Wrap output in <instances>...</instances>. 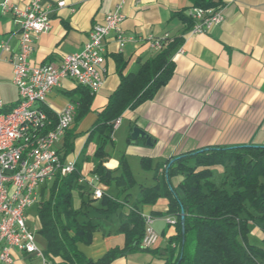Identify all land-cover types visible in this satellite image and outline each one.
<instances>
[{"label": "crops", "instance_id": "obj_1", "mask_svg": "<svg viewBox=\"0 0 264 264\" xmlns=\"http://www.w3.org/2000/svg\"><path fill=\"white\" fill-rule=\"evenodd\" d=\"M14 1L23 3V0ZM61 1L66 2L63 8L58 7ZM120 1L43 0L51 15L52 28L40 35L31 56L32 65H58L65 56L81 52L93 27L103 23ZM221 6L225 8L224 23L206 34L185 32L183 47L173 57L175 73L170 82L159 89L153 100L123 114L121 124L113 134L112 158L106 163L108 169L116 171L119 168L121 155L127 159L126 153L115 151L116 134L125 130V120L128 123V143L135 146L127 153L137 154L140 163L142 158L165 160L213 146H264V0H222ZM192 7L191 0H124L122 29L132 40L120 49L115 34L108 37L104 85L94 96L90 112L79 121L75 119L69 131L75 136L74 150L64 156L66 137L56 145L64 159L76 161L81 176L90 177L95 173L94 154L99 137L95 136L89 145L87 141L99 113L121 83L119 61L124 64V77L137 73L155 55L148 36L181 35L186 27L184 17L189 15ZM18 32L19 27L12 16L0 14V100L5 112L14 110L19 104L18 88L12 82V55L19 50ZM3 45L9 48L8 52L3 51ZM83 88L71 80H64L61 88L49 95L45 108L53 116L70 102L77 103L80 108L86 92ZM135 126L152 136L153 147L147 146L145 139L132 142L130 135ZM212 169L219 175L224 172L221 166ZM181 179L175 177L172 182L177 186ZM112 186H104V192L109 194L107 191ZM113 190L114 193L109 195L116 197L118 189ZM88 191L85 188L84 192ZM77 193L79 201L75 208L79 209L82 198ZM167 211L166 199L142 207L143 216L155 219L153 228L159 240L152 249L158 250L157 254L141 251L112 264H163L165 250L176 235V227L166 222ZM29 219V223L34 221V218ZM38 219L36 242L45 252L47 241L40 234ZM100 225L92 244L79 246L81 252L93 261L111 249L125 245V237L118 232L115 216L103 218ZM39 241L44 242L43 247ZM251 241L256 244L264 242V231L257 225L252 228ZM12 254L14 264H43L39 257L18 249ZM59 262L60 259L55 263L48 260V264Z\"/></svg>", "mask_w": 264, "mask_h": 264}, {"label": "trees", "instance_id": "obj_2", "mask_svg": "<svg viewBox=\"0 0 264 264\" xmlns=\"http://www.w3.org/2000/svg\"><path fill=\"white\" fill-rule=\"evenodd\" d=\"M191 1L193 7L222 5V0ZM184 23L186 27L181 35L167 33L156 38L161 49L152 48L155 55L137 73L124 77V64L119 61L121 83L89 132L87 145L95 136L99 137L94 154L95 174L99 175L103 186L116 182L118 195L113 197L104 192L101 199H94L92 193L84 192L86 187L78 183L81 172L77 167L74 173L59 177L42 188L41 200L35 209L40 234L47 241L45 256L49 261L112 264L141 251L157 254L158 250L142 245L146 233L142 207L166 199L167 215L177 223L176 235L165 250L163 264H264V242L251 241L254 225L264 231V146H213L165 160L142 158L141 166L146 171H154L156 183L141 185L134 201L129 190L137 180L126 156L119 157L116 171L106 167L112 158L110 148L114 145L116 121L126 111L153 100L159 89L174 76L173 57L183 47L184 33L190 31L193 20L187 15ZM83 89L86 92L81 107L77 106L76 121L90 112L95 96ZM49 116L54 117L51 113ZM69 131L65 135L64 156L74 150L75 136ZM216 166L224 168L223 174L218 176L219 183L213 180L215 171L212 168ZM175 177H182L177 186L172 182ZM75 191L82 198L79 209L73 204ZM112 216L117 219L118 232L125 237L124 247L111 249L97 261L88 259L79 246L92 244L94 234L101 227L100 220Z\"/></svg>", "mask_w": 264, "mask_h": 264}, {"label": "built area", "instance_id": "obj_3", "mask_svg": "<svg viewBox=\"0 0 264 264\" xmlns=\"http://www.w3.org/2000/svg\"><path fill=\"white\" fill-rule=\"evenodd\" d=\"M124 0L110 12L103 23L97 24L90 32L89 40L84 49L75 54L65 56L58 65L44 64L33 66L31 56L41 34L51 30V15L43 0H23L22 4L14 0L0 1V14L12 16L19 27V50L12 55V82L18 88L19 101H25V108H18L15 115L0 116V263L14 264V249L22 253L39 257L43 264H48L45 252L37 245L36 234L39 227L29 226L27 212L35 208L41 200V190L55 179L66 177L76 170V161L64 159L56 150L66 133L74 124V113L78 104L70 102L53 118H46L43 110L34 103V96L48 99L53 90L61 88L64 80H71L96 95L105 82L106 46L108 37L113 33L120 49L132 40L122 29L125 16L122 12ZM66 2L58 3L59 8ZM189 16L193 20L190 32L206 34L225 21L223 6L203 8L192 7ZM167 37V36H166ZM148 42L155 50L161 46L152 35ZM3 51L9 48L2 46ZM181 50V49H180ZM2 56L0 55V62ZM0 104L3 102L0 100ZM54 118H61L58 135L48 136L42 143H33L35 152L20 168L19 172H11V159L23 148H13V140L26 134L30 126L43 127V123H52ZM121 118L116 121L114 131L120 126ZM84 185L94 199L104 196V186L97 174L81 176L78 180ZM146 233L143 247L153 248L159 235L153 228L155 219L144 216ZM39 220V219H38ZM166 222L175 226L177 221L167 217Z\"/></svg>", "mask_w": 264, "mask_h": 264}, {"label": "bare ground", "instance_id": "obj_4", "mask_svg": "<svg viewBox=\"0 0 264 264\" xmlns=\"http://www.w3.org/2000/svg\"><path fill=\"white\" fill-rule=\"evenodd\" d=\"M34 103L37 104L41 110H43V115L46 118H50L48 110L45 108L47 99H44L43 96H34ZM18 108H25V101H19L17 107L10 111H4V105L0 104V116L6 115H15L18 113ZM77 113V108L74 113V121ZM55 124V127H54ZM54 127V130L50 131ZM61 128V118H56V123L54 120L52 123H43V127L37 128V126H30L26 128V134H22L21 138H16L13 140V148H23L26 145L25 149H21L18 155L14 156L11 159V172H19L22 165L25 161L28 160L29 156H33L35 152V143H42L48 140V136L58 135L59 129Z\"/></svg>", "mask_w": 264, "mask_h": 264}, {"label": "rangeland", "instance_id": "obj_5", "mask_svg": "<svg viewBox=\"0 0 264 264\" xmlns=\"http://www.w3.org/2000/svg\"><path fill=\"white\" fill-rule=\"evenodd\" d=\"M127 125H128V123L125 120L124 121V127H123V128H125V130L122 129L120 132H118L116 134L117 143H116L115 151L127 154V159H128V162H129V165L131 168V172H132L133 176L135 177V179L137 180V184L129 190V192L133 195L132 201H134L136 195L139 193L141 185L151 186V185L156 183V180L154 179V171H146L143 169V167L141 166V163H140V157L137 154H135L133 152L127 153L129 148H135V146L129 145V143H128V140H127L128 127H127ZM122 133H123V135H122ZM116 156H118V155L116 154ZM218 176H219L218 172H215L213 180L216 181L217 183L220 182V179L218 178ZM115 187H116V182H113V186L110 187L107 192L109 194H111V193L113 194L114 193L113 189H115ZM103 190L105 191L106 189L103 188ZM123 195L124 194H122L121 198L123 197ZM78 201H79L78 200V193L74 192V196H73L74 207L78 206ZM27 215L31 218H34V221H30V223H29L30 226L33 228L36 227L38 225L37 210L35 208H33L27 212ZM39 238H42V237L40 236ZM39 245L41 247H43L44 242L39 241Z\"/></svg>", "mask_w": 264, "mask_h": 264}, {"label": "water", "instance_id": "obj_6", "mask_svg": "<svg viewBox=\"0 0 264 264\" xmlns=\"http://www.w3.org/2000/svg\"><path fill=\"white\" fill-rule=\"evenodd\" d=\"M130 139L132 140L133 143L137 142L139 139H145L147 146L149 147L154 146V140L152 139V136L149 135L147 132H145L143 129H141L138 126L133 127L131 135H130ZM184 219H185V216H184V213L182 212L181 222L183 226V234H184Z\"/></svg>", "mask_w": 264, "mask_h": 264}]
</instances>
